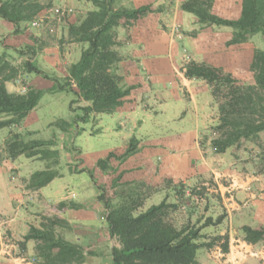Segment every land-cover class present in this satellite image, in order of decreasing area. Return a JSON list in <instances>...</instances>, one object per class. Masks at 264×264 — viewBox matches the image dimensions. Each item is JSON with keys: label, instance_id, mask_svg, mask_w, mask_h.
Returning a JSON list of instances; mask_svg holds the SVG:
<instances>
[{"label": "crops", "instance_id": "obj_1", "mask_svg": "<svg viewBox=\"0 0 264 264\" xmlns=\"http://www.w3.org/2000/svg\"><path fill=\"white\" fill-rule=\"evenodd\" d=\"M52 1L69 11H80L82 14L94 9L90 0ZM183 1L114 0V8L130 9L147 5L151 9L136 19L117 20L115 44L112 47L120 56L116 73L121 77L120 85L124 88L131 86V89L115 110L95 115V132H88L85 128L91 120L78 122L79 130L72 141L76 144L78 139L103 137L107 148L102 153L84 152L87 155L84 158L82 156V163L91 168L109 152L116 156L122 154L130 139L134 138L135 151L121 160L111 157L109 165L115 170L111 179L119 176L118 183H142L155 187L142 199L136 213L164 198L167 202L176 203L174 188L179 183H193L198 179L204 183L211 177L217 184L221 203L228 208L224 220L235 217L234 211L240 207L236 199H246L247 208L253 213L249 219L264 225V193H259L264 189V175L232 171L225 166L220 156L222 153L213 155L209 140L201 141L207 129L217 120L211 113V94L203 80L184 76L182 68V51L185 50L192 60L205 61L233 74L244 67L249 68L252 49H247V46L242 52L234 46L240 43L225 45L232 36V28L227 26L210 25L195 35L187 34L198 22L192 13L181 9ZM232 3L235 5L233 12L230 8ZM240 9V0H214L212 5V13L226 19H237ZM67 21L72 23L69 17L61 22L62 28L66 29ZM13 29V24L0 18V34L6 31L8 36L13 35ZM206 29L211 31L209 35L205 33ZM218 30L225 35L219 38V42ZM63 36H66V31ZM68 44L71 46L62 51L45 49L42 51L44 56L33 64L48 76H67L68 67L79 59L81 50L86 47L81 42ZM217 47L222 52L215 53ZM8 48L6 51L14 50L11 46ZM23 77L27 90L53 95L58 92L52 80L41 74L25 71ZM5 86L9 92L19 93L21 85L9 80ZM40 99L41 96L20 125L2 127L0 131H27L36 137L39 131L36 124L40 118L37 111ZM81 100V107L89 105L88 101ZM70 113L69 110V117ZM54 129L49 138L63 135L60 132L57 134ZM66 166L69 168V165ZM11 167H15L12 168L13 173L9 171ZM41 169L35 167L23 177L17 165L7 160L0 161V250H7L0 257V264H36L32 259L42 264H55L46 263L36 255L34 240H27L24 250L18 249L17 244L30 226L41 228L44 220L51 216L64 222L55 229L60 237L77 245L81 251L80 261L70 264H112L111 250L119 247V242L109 233L106 209L98 199L99 192L90 175L85 180L75 177L74 172L60 169L59 175L46 185L38 188L27 186L30 174ZM225 191L232 193L225 195ZM209 215L205 214L206 217ZM183 218L186 221L192 219L189 213ZM223 223H219L216 228L208 225L202 230L218 229L222 234L223 229L220 227ZM249 224L245 222V225ZM196 260L197 264H242L229 255L224 259L212 258L206 263L200 262L197 256Z\"/></svg>", "mask_w": 264, "mask_h": 264}, {"label": "trees", "instance_id": "obj_2", "mask_svg": "<svg viewBox=\"0 0 264 264\" xmlns=\"http://www.w3.org/2000/svg\"><path fill=\"white\" fill-rule=\"evenodd\" d=\"M94 9L86 12L77 24L68 25L69 36L77 42L86 43L79 59L68 68L66 84L75 83L74 93L89 105L80 109L83 115L77 120L87 121L90 113H110L121 104L131 89L120 85L116 64L120 60L112 48L115 44V28L120 18L136 19L151 11L149 6L137 8H114V0H90ZM213 0H184L181 9L192 13L201 25H222L232 28V36L227 45L242 43L254 34L261 33L264 42V0H240V16L237 19L222 18L211 11ZM41 9L33 0H0V18L17 27L22 21L30 20ZM26 72H35L52 80L54 88L62 89L57 78L48 76L34 64H23ZM249 70L253 74V84L242 85L231 73L224 72L206 62L191 60L184 66L188 78H200L217 88L227 90L218 123L214 126L219 136L211 140L215 152L237 143L241 138L256 137L264 131V47L253 52ZM18 69L10 64L4 53H0V128L18 125L36 105L39 96L32 91L12 93L5 82L16 76ZM65 124V122H64ZM64 127V126H63ZM135 140L131 138L125 151L116 156L109 152L96 161L103 172L110 169L111 157L123 159L135 151ZM52 139L31 138L24 140L19 132H10L5 140V150L9 155H24L39 159H52L58 164L59 153L53 149ZM264 160V149L262 150ZM83 171V170H81ZM90 177L92 173L88 171ZM59 175L57 169L46 167L35 170L29 176L28 186L42 187ZM119 176L112 179L115 184ZM102 189V187H101ZM100 189V190H101ZM98 199L106 209L105 219L109 233L115 236L119 247L111 250L112 264H197L196 253L200 247L210 248L217 239H223L221 251H228V235H218L209 242H198L201 228L219 224L224 214L215 220L207 217L200 226L182 225L176 227L168 213L176 208V203L162 199L145 210L137 212L142 200L121 201L113 204L103 192ZM64 222L56 217L47 218L41 228L30 226L29 231L17 244L25 249L27 240H34V250L42 261L55 264H70L80 261L81 251L77 245L64 240L54 232V227ZM244 240L248 243L264 242V226L253 228L244 226Z\"/></svg>", "mask_w": 264, "mask_h": 264}, {"label": "rangeland", "instance_id": "obj_3", "mask_svg": "<svg viewBox=\"0 0 264 264\" xmlns=\"http://www.w3.org/2000/svg\"><path fill=\"white\" fill-rule=\"evenodd\" d=\"M33 1L40 4L41 9L30 20L20 22L17 27L14 26V29L12 30L13 35L8 36L7 33L5 34L6 31H3V33L0 34V53H4L10 64L18 69L16 76L11 80H13V82H15L17 85H21L19 88V93L32 91L39 97L41 96L37 110L40 117L39 122L36 124V127L39 130L38 134H36V137H32V132H19L23 136V139L29 140L31 138H40L48 140L47 138L51 137L54 128L57 134L60 132L64 137L58 135V137L53 136L52 138H49L52 139L54 143L51 147L56 149L59 153L58 164H52L51 158L39 159L38 157H25L24 155H9L5 150V140L9 136L10 132L17 131H13L11 129L7 133L5 131H0V142L2 141L1 139L4 138L2 144L0 145V161L7 160L12 162V164L14 163L17 165L19 170H21L20 176L23 177L26 176L29 170L35 167H42L43 169L46 167H52L57 169L58 173L60 172V169H63L64 171H68L70 173L74 172L76 173L75 177H80L85 180L89 178L88 171H90L92 173L91 178L93 180V184L98 189L99 194L103 192L105 198L111 201L113 204H117L121 201L128 202L130 200H142L147 194L151 193L152 190L155 189L154 186H146L142 183L128 184L116 182L115 184H112L111 178L113 177L112 175L115 171L113 167H110L109 170L103 172L96 166V164H94V167L88 168L82 163L83 158L87 155L84 154V152L95 153L98 151L102 153L104 149L107 148V146L103 137H89L87 140L78 139L76 140V144L72 141L74 134L79 130L78 122L80 121L77 120V118L83 115V111L80 109L81 105H79V102L82 100L74 93L75 88L71 85V83L66 84L67 76L60 75L59 78L57 77L60 85L63 87L62 89H55V91L58 92H56L54 95L48 92L42 94V92L34 89L27 90L26 80L23 77L25 72L23 64L25 62H30L32 64L34 61L38 62L39 57L42 58L44 56L42 51L45 49H59L62 51L63 48L71 46V44L68 43L77 42L74 41L68 34V25L71 23L67 21L66 23L68 24L66 25V29H64V27L62 28L61 22L63 20L66 21L70 17L71 22L73 24H77L86 14V12L82 14L80 11H69L66 9V7L63 8L61 5L55 4L52 0ZM230 8L231 12H233L235 5L232 3ZM56 9H58V11H56ZM61 12H63V14ZM71 14H73V16H69ZM34 21H37V24H33ZM208 26L210 25H201L198 23V25L189 30L187 34L195 35L201 29H205ZM65 31L66 36H63ZM179 33H181L180 30ZM205 33L209 35L211 31L206 29ZM222 33V31L218 30V42L220 37L223 38L225 36ZM40 36H45V38L42 39ZM226 42L225 45H227ZM9 46L13 47L14 50L6 51L9 49ZM234 46L242 52L248 46L247 49H252L253 55L254 50L264 47L263 37L261 33H257L249 37L246 41ZM215 51V53L222 52V50L220 48L218 49V47L215 48ZM182 53V68L184 69L185 64L192 59L190 58L189 54V56L187 55L185 50H183ZM232 76L236 78L242 85H251L254 83L253 74L249 68L244 67L243 70L233 73ZM196 79L203 80L200 78ZM203 82L207 84V88L211 94V113H213L212 115L216 117L217 120L207 129V132L204 134V136H202L201 141H205L206 139L209 140L213 155L216 156V153H222L220 156H222L225 166L229 169H232V171L237 170L240 171V173L264 175V160L262 157V150L264 149V131H260L255 138H241L237 143L228 146L224 152H215L213 150L211 146V140L219 136V132L215 130L214 126H216L218 123L221 105H223L224 95L226 94L227 90L224 88H217L216 84H208L205 80H203ZM184 94L186 95L185 91ZM69 110L71 112V117H69ZM96 114L97 113H90L87 116V119H89L87 121L91 120V123L89 122V125H86L87 127H85L88 132L96 131L93 124ZM5 118H7V116L0 115V120ZM61 118L66 119L63 120ZM51 120L53 121L50 122L48 125L49 127L46 126V124ZM18 125H20V123ZM78 145H80L81 148H79ZM66 165H69V168H67ZM12 168L15 169V167H11L9 170L10 173H13ZM81 170L84 172H81ZM225 182L226 181H223V183ZM216 186V182L211 177L206 179L204 183L198 179L193 183L177 184V186L174 188L175 195L177 196V206L176 208L169 211V219L176 227L179 228L186 224L191 226H200V222L202 221L203 223L207 218L205 214H210L209 217H211L212 220H215L221 214H224L225 218L227 215L226 210L228 208L226 205L224 206L221 203L222 198L220 192L217 191ZM231 193L232 191H225V195ZM259 193H264V189ZM236 200L240 206L238 211H234L236 213V218H226V220H224V218L222 219L224 223L221 225L220 229H223V233L220 234L218 229L203 231L201 228V237L198 239V242H209L218 235L226 234L228 235V251H221V246L224 241L223 239H217L214 245L210 248L200 247L198 249L199 253L196 256L199 258L200 262L206 263L210 259L216 257H221L224 259L229 255L232 258L240 260L242 264H264V242L258 241L256 243H248L244 240V226L250 225V227L257 228L264 225L256 224L253 220L249 219L252 218L253 213L247 208L246 199L242 201H239V199ZM187 213H189V216L192 218L190 221H186V219L183 218L184 215H187ZM52 217L53 216L49 218ZM45 222L46 219L43 223ZM245 222L250 224L245 225ZM180 223L181 226H179ZM210 226H212V228H216L218 227V224ZM55 229L56 226L54 227V232L56 235L60 236L58 232L55 231ZM18 249L20 248L18 247ZM5 251L7 250H0V257H3L2 254H6ZM32 262L36 264H42L40 261H36L35 259H32Z\"/></svg>", "mask_w": 264, "mask_h": 264}, {"label": "built area", "instance_id": "obj_4", "mask_svg": "<svg viewBox=\"0 0 264 264\" xmlns=\"http://www.w3.org/2000/svg\"><path fill=\"white\" fill-rule=\"evenodd\" d=\"M56 11H58V9H56ZM61 13L63 14V12H61ZM33 24H37V21H34ZM71 85H72L73 87H75V83H74L73 80H71Z\"/></svg>", "mask_w": 264, "mask_h": 264}]
</instances>
